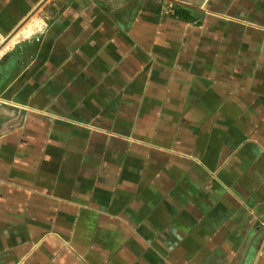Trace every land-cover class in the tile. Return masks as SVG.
<instances>
[{
  "label": "crops",
  "instance_id": "0c3cea01",
  "mask_svg": "<svg viewBox=\"0 0 264 264\" xmlns=\"http://www.w3.org/2000/svg\"><path fill=\"white\" fill-rule=\"evenodd\" d=\"M0 264H264V0H0Z\"/></svg>",
  "mask_w": 264,
  "mask_h": 264
},
{
  "label": "built area",
  "instance_id": "2783aa9c",
  "mask_svg": "<svg viewBox=\"0 0 264 264\" xmlns=\"http://www.w3.org/2000/svg\"><path fill=\"white\" fill-rule=\"evenodd\" d=\"M2 44H3V41H2V39H1V37H0V47H1Z\"/></svg>",
  "mask_w": 264,
  "mask_h": 264
}]
</instances>
